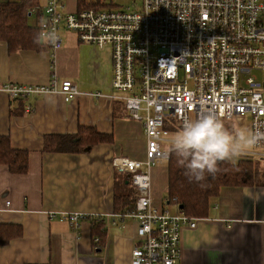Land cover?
I'll return each mask as SVG.
<instances>
[{
	"label": "crops",
	"instance_id": "crops-1",
	"mask_svg": "<svg viewBox=\"0 0 264 264\" xmlns=\"http://www.w3.org/2000/svg\"><path fill=\"white\" fill-rule=\"evenodd\" d=\"M78 1L69 0L68 10L75 11ZM61 39L53 56L41 41L38 50L12 53L0 40V83L42 86L55 78L58 88L69 80L80 91L69 102L60 92L12 101L0 91V136L29 155L26 174L0 165V224L22 228L21 236L0 246V264H131L138 224L113 217L121 213L115 198L130 189L131 181L112 163L117 157L145 159L143 125L112 98L111 49L82 43L67 31ZM82 126L111 134L114 141L80 153L45 150L46 137L75 135ZM167 191L163 163L151 170L152 201L177 212L164 199ZM52 213L85 214L90 220L75 228L67 220L50 219ZM97 218L104 222L103 244L97 243ZM192 218L196 227L182 230L178 264H264V184L223 187L209 213Z\"/></svg>",
	"mask_w": 264,
	"mask_h": 264
},
{
	"label": "built area",
	"instance_id": "built-area-1",
	"mask_svg": "<svg viewBox=\"0 0 264 264\" xmlns=\"http://www.w3.org/2000/svg\"><path fill=\"white\" fill-rule=\"evenodd\" d=\"M65 1L47 0L45 12L30 10L42 18L41 42L53 56L64 29L82 43L110 48L112 98L143 125L145 159L117 157L112 163L129 175L137 193L132 209L113 215L138 224L131 264H178L182 230L195 228L196 221L154 205L151 170L169 160L172 131L209 110L222 121L249 116L251 129L264 133V0H128V6L86 0L75 11ZM0 91L12 101L60 92L69 102L80 95L73 82L58 88L55 78L42 86L0 83ZM244 156L264 162V137ZM49 218L75 228L89 219L54 213Z\"/></svg>",
	"mask_w": 264,
	"mask_h": 264
},
{
	"label": "trees",
	"instance_id": "trees-1",
	"mask_svg": "<svg viewBox=\"0 0 264 264\" xmlns=\"http://www.w3.org/2000/svg\"><path fill=\"white\" fill-rule=\"evenodd\" d=\"M86 0H79L85 6ZM37 0L7 1L0 4V40L8 44L9 51L38 50L40 29L29 24V11L37 7ZM94 7L98 5H92ZM86 7V6H85ZM18 101V100H17ZM111 134H105L90 127H80L75 135H52L46 137L45 150L48 152L80 153L91 150L102 143H112ZM168 191L164 199L190 217H205L213 199L219 196L223 187L261 186L264 184V162L253 159L219 161L214 174L205 173L201 181L190 179L186 169L178 163V157L169 149ZM0 165H6L10 173L22 175L28 173L29 155L27 151L14 149L8 136H0ZM126 181H129L127 178ZM136 190L117 195L116 211L132 209L137 200ZM182 207V209H180ZM96 223V224H95ZM95 234L98 242L104 243V222H95ZM22 235V228L16 225L0 224V246L8 245L11 240Z\"/></svg>",
	"mask_w": 264,
	"mask_h": 264
},
{
	"label": "clouds",
	"instance_id": "clouds-1",
	"mask_svg": "<svg viewBox=\"0 0 264 264\" xmlns=\"http://www.w3.org/2000/svg\"><path fill=\"white\" fill-rule=\"evenodd\" d=\"M264 133L239 123L229 129L210 110L185 119L169 137L168 148L178 157L190 179L201 181L205 173L214 174L219 161L235 160L247 153Z\"/></svg>",
	"mask_w": 264,
	"mask_h": 264
},
{
	"label": "rangeland",
	"instance_id": "rangeland-1",
	"mask_svg": "<svg viewBox=\"0 0 264 264\" xmlns=\"http://www.w3.org/2000/svg\"><path fill=\"white\" fill-rule=\"evenodd\" d=\"M16 1H18V0H16ZM38 2H39V7H41L42 8V11L43 12H45V10H46V6H47V0H37ZM70 1H72V0H70ZM91 1H97V0H91ZM114 2H115V4H120V3H122V4H124L125 6H128L129 5V1L128 0H113ZM66 2V4L68 3V4H70L69 3V0H66L65 1ZM106 3H110V0H101V4H106ZM72 6V5H71ZM41 21H42V18H39V17H37L36 15H31L30 16V18H29V24L30 25H32V26H39L40 24H41ZM62 33H64V29H62L61 30V32H60V34H61V36H62ZM68 33V32H67ZM70 33L71 34H73V35H77L75 32H72V31H70ZM123 95H125V94H123ZM224 122V124L226 125V127H228L229 129H231L232 128V126H233V124H235V123H239L240 125H242V126H246V127H248V128H250L251 129V125H250V123H251V119L249 118V116L248 117H246L242 122H238V121H235V120H233V121H223ZM176 131H178V130H173L172 131V134L173 133H175ZM253 149V148H252ZM252 149H250L249 151H251ZM239 158H246V156H244V155H242L241 157H239ZM165 163H167V162H164V164ZM123 173V172H122ZM124 174V173H123ZM125 176H128V175H126V173H125ZM128 186V185H127ZM129 187H130V189L131 188H133V184H132V182L130 183V185H129ZM164 196H165V194H164ZM172 209V208H171ZM171 211V213H173L172 211H173V209L172 210H170ZM176 212V211H175Z\"/></svg>",
	"mask_w": 264,
	"mask_h": 264
},
{
	"label": "water",
	"instance_id": "water-1",
	"mask_svg": "<svg viewBox=\"0 0 264 264\" xmlns=\"http://www.w3.org/2000/svg\"><path fill=\"white\" fill-rule=\"evenodd\" d=\"M180 209H182V207Z\"/></svg>",
	"mask_w": 264,
	"mask_h": 264
}]
</instances>
